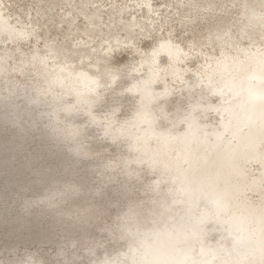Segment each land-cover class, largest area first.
Listing matches in <instances>:
<instances>
[{"label":"bare ground","instance_id":"obj_1","mask_svg":"<svg viewBox=\"0 0 264 264\" xmlns=\"http://www.w3.org/2000/svg\"><path fill=\"white\" fill-rule=\"evenodd\" d=\"M58 1L71 29L77 16L89 25L102 14L88 0ZM245 1L257 12L231 0L226 23L182 44L155 27L152 0H137L155 31L149 49L136 10L118 22L122 35L112 21L97 42L64 45L39 43L49 28L10 20L0 2V264H264V117L244 113L264 78L242 57L217 60L233 44L219 32L222 51L200 48L219 26L234 49L246 44L236 29L251 15L264 25V3ZM121 52L131 59L115 66ZM15 55L22 80L6 68ZM125 77L135 89L115 88Z\"/></svg>","mask_w":264,"mask_h":264},{"label":"rangeland","instance_id":"obj_2","mask_svg":"<svg viewBox=\"0 0 264 264\" xmlns=\"http://www.w3.org/2000/svg\"><path fill=\"white\" fill-rule=\"evenodd\" d=\"M49 1L50 0H0V2H2L4 6L6 5V13L8 14L9 18H11L10 20H14V21L19 20L22 22L25 21L26 23L29 20H32L33 22L39 24L42 28H46V27L49 28L48 33L40 29L41 38L39 40L40 41L39 43L44 41L45 38L52 37V38H55L56 41L61 42L64 45H70V43H72L74 40H78L79 36L91 38L92 40L94 39L93 43H95L103 37L104 35L103 31L108 28V25H110L112 21L116 23V31L119 32L120 35H122V29L120 26V24L122 23V20L124 19L123 22L127 21L130 11L136 10L137 18L140 21L139 27L141 26L140 27L141 33L138 35L139 37L138 39L140 38L141 39H140V42L138 43L144 49H149V47L151 46L150 37H153V36H150L149 33H152V35H155V31L150 30L151 31L150 32L149 30H147L149 28L146 25V21H147L146 16H148V13L146 11H143L142 8H139L138 5H137L138 7L134 6L133 3L137 0H92V1L88 0L89 1L88 6H87V8L89 9L88 11H91L92 9L97 8L98 12L102 14H100V16L94 20V21H97L96 23L94 22L88 25L87 23H85V19L81 15L77 16L78 10L74 9L73 13L75 14V16H77L76 22H75L76 25L74 29L69 28L68 24L64 21L65 18H63L65 17L64 12L67 9V6L58 0H51L53 8L49 9L47 5L49 4ZM72 1L79 4L78 1L76 0H72ZM234 1L235 3L239 1V5L241 6V8H243L246 15H248V9H252L253 11L257 12L256 10L257 6H260V3L259 5L256 4L257 6L246 4L247 1L245 0H241V1L234 0ZM126 3L128 5H126ZM262 3H264V0L261 1V4ZM152 4H153V9H155V11H151V14L155 16V19H156V20L154 19L155 27L156 28L162 27L161 31L170 30L173 38L177 42H181L182 44H185L189 39H191L193 34L201 30L209 29L215 26L216 24H218L219 22L226 23L228 21L230 13L234 12L233 6H235L231 2V0H182V1L181 0H173V1L172 0H152ZM42 6L43 8L39 9ZM240 6H237V7H240ZM119 7H123L124 12L121 16V20L116 21L115 17L118 14L116 9H118ZM27 12H31L29 16L26 15ZM71 15H72V12H71ZM256 20L258 19H255V17L251 15L249 16V19H247L244 25H239L236 29L238 31L237 35L240 39V42L244 44L246 43L244 46L234 49L235 46L236 47L238 46L236 45L238 41H235L234 37L230 36V31L228 28L219 26L211 34H209L206 37V40H203L204 42H201L200 48L205 52H209L212 49L209 46H211L212 43L213 44L215 43V46L218 52L222 51L221 49L224 48L223 41L216 40L215 38L216 32H219L217 34L218 36H222L223 38L227 37V40L229 42H233V44L234 43L235 44L234 45L232 44L228 48L231 50L228 51L227 54L220 53L217 56L218 58L217 60H222V58L228 55H230L231 58L234 57V58L239 59L241 58V56L235 55V53L239 52L240 50H244V49L256 50L258 48L257 45L261 42L260 39L264 37V25L262 24L261 21H260L261 22L260 26L258 28L246 29L248 25H251L250 23ZM250 35L251 37H249ZM247 37L249 38L247 39ZM186 46L189 47V45H186ZM31 49L32 48L30 45H25L22 47V50L26 54H29L31 52ZM194 55L192 58L188 60V63L186 65L187 67H189V71L187 72L188 76L192 75L196 69H199L200 64H201L200 61L202 57L199 56L200 54L195 53ZM18 58H19L18 55H15L14 57H10L7 60L6 68L7 70H9L10 68H12V66H14L15 67L14 77L16 79L22 80L24 75H27V73L19 70V66L16 67L14 65L16 62H18ZM130 59H131L130 55H128L126 52H121V53H117L114 56L113 63L115 66H122L126 62H128ZM225 59L226 58H224L223 61H225ZM132 83L133 82L131 81V78L125 77L121 82L115 85V88L120 89V88L126 87V88L135 89L136 86H132ZM161 83L162 81L158 82L159 85ZM126 97L128 98L129 101L132 99L131 94H127ZM123 112H127V109L124 108ZM105 143L107 144L108 141H106ZM34 144L39 145L40 141L38 139H35ZM6 176H7L6 173L0 171V193L3 190ZM12 194H16V191L14 190ZM3 228L4 230H8L9 229L8 223H5L3 225ZM33 247L34 246L31 245L29 246V249H33ZM53 250L54 248L53 249L51 248V251Z\"/></svg>","mask_w":264,"mask_h":264},{"label":"water","instance_id":"obj_3","mask_svg":"<svg viewBox=\"0 0 264 264\" xmlns=\"http://www.w3.org/2000/svg\"><path fill=\"white\" fill-rule=\"evenodd\" d=\"M248 11L250 13H253L252 9H248ZM260 23H261L260 18H258V20L250 23L251 25H248L246 29L258 28L260 26ZM249 37H251V35ZM249 37H247V39ZM232 43L233 42H229L228 44H226V46L227 45L230 46ZM170 53L171 51H169L168 48L164 51V53L162 52V54H166L168 56H170ZM175 54L176 52H174V55ZM235 55L241 56L242 57V59H240L241 61H246L247 63L252 62L254 64L253 66L257 67L259 72L253 77V80L258 81L264 78V48L256 49V50L244 49V50H240L239 52L235 53ZM177 56L179 55H175V57ZM226 57H231V56L228 55ZM240 64H243V63H240ZM261 103H264V92L259 93L258 95L254 96V99H251L250 105L248 106V108H246V110H244V113H247L248 116H251V117L254 116L257 119L259 118V116L264 117V110L260 114H257V112L255 111V107Z\"/></svg>","mask_w":264,"mask_h":264}]
</instances>
